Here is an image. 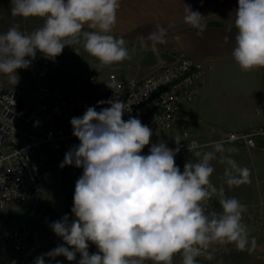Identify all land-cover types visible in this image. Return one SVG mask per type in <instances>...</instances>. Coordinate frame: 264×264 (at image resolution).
<instances>
[{"label":"clouds","instance_id":"obj_1","mask_svg":"<svg viewBox=\"0 0 264 264\" xmlns=\"http://www.w3.org/2000/svg\"><path fill=\"white\" fill-rule=\"evenodd\" d=\"M11 5L14 17L43 19L31 33L22 32L18 24L0 33V75L11 85L18 84L17 70L28 69L37 52L54 62L65 46L82 45L98 61L97 71L131 59L125 39L113 35L121 0H11ZM184 12V22L203 35L205 16L186 4ZM235 12L234 61L244 72L264 69V0H238ZM166 37L167 29L158 25L147 38L140 37V44H164ZM97 103L109 107H88L70 120L79 144L69 148L60 167L83 172L75 183L73 218L65 214L49 225L64 244L36 257L33 264H45V256L76 261L77 253V264H173L177 254L181 264H198V257L214 258L215 246L235 245L240 251L249 247L246 205L225 194L224 184L231 188L251 183V170L227 154L234 149L226 148L223 140L208 145L192 141L187 147L196 159L181 171L175 163L179 138L175 149L154 143L148 154H141L152 129L136 117L125 121L122 117L131 109L120 99ZM213 161L225 165L219 187L210 179ZM213 198L219 201V213L207 211ZM89 242L98 252L89 253Z\"/></svg>","mask_w":264,"mask_h":264},{"label":"built area","instance_id":"obj_2","mask_svg":"<svg viewBox=\"0 0 264 264\" xmlns=\"http://www.w3.org/2000/svg\"><path fill=\"white\" fill-rule=\"evenodd\" d=\"M208 70L202 61L179 54L171 61L159 59L142 76L121 77L111 69L100 81L51 83L34 64L17 85L0 81V213L27 207L17 225L0 232V257L4 249L28 256L42 245L40 234L27 219L36 215L50 162L64 158L71 146L79 144L72 134L71 118L82 116L88 107L100 111L109 105H98V101L116 98L130 106L122 117L125 121L136 117L152 130H169L182 105L195 98L196 85ZM183 138L187 145L192 141L204 145L191 132L184 131ZM257 139L264 140V124L233 129L215 141L253 147ZM187 145L180 150H187Z\"/></svg>","mask_w":264,"mask_h":264},{"label":"crops","instance_id":"obj_3","mask_svg":"<svg viewBox=\"0 0 264 264\" xmlns=\"http://www.w3.org/2000/svg\"><path fill=\"white\" fill-rule=\"evenodd\" d=\"M184 4L205 16L207 29L203 35H197V30L184 22ZM11 6V0H0V33L6 32L14 24H18L22 31L23 24L28 20L12 16ZM237 7L238 0H121L118 23L113 35L125 39L131 59L105 67L106 71L113 69L121 77L142 76L149 73L159 59L171 61L176 55L184 54L202 61L209 70L197 83L195 98L182 105L181 114L172 125L174 122L177 125H187L193 137L204 145L226 136L233 129L250 130L263 125L264 69L244 72L231 55L235 46L234 20ZM158 25L167 29V42L153 44L152 41H147L148 46L142 48L140 37L147 38ZM229 26L231 31L228 30ZM187 144L188 140L182 138L180 149ZM168 146L176 148L177 144ZM225 147L234 149V152L227 154L240 166L251 170V183L229 188L224 184L225 165L213 161L215 171L210 178L213 184L217 187L224 184L225 194L237 191L249 194L251 199L264 197V140L257 139L253 147L236 143H225ZM195 159L188 149L180 150L175 156V163L183 171L184 164ZM41 205L39 199L36 215L28 219L34 222L47 214ZM15 211H19L21 221L26 215L27 207ZM0 214L11 217L9 213ZM47 215L48 218L52 217L51 214ZM45 240L44 238L42 241L49 242ZM10 254H17L19 257L22 255L4 249L0 259L4 257L7 260ZM20 264L25 263L21 260Z\"/></svg>","mask_w":264,"mask_h":264},{"label":"rangeland","instance_id":"obj_4","mask_svg":"<svg viewBox=\"0 0 264 264\" xmlns=\"http://www.w3.org/2000/svg\"><path fill=\"white\" fill-rule=\"evenodd\" d=\"M43 25L42 18L29 17L23 24L22 32L31 33L35 29ZM24 29L27 31H24ZM79 55L70 46H65L61 55L55 58V61L46 59L43 60V54L37 52V58L32 62L28 69H18L17 74L19 77L25 76L30 68L35 64L38 65L41 72L47 77L51 83H72L75 81H86L93 78L96 81L105 79L108 76L106 68L97 71L98 61L90 56L83 49L82 45H74ZM145 75V74H144ZM7 78L0 75V81H6ZM153 135L150 141L153 143H165L168 145H176L175 138H179L182 142V134L184 131L191 132L187 125L174 124L169 130H152ZM149 146H145L141 154H148ZM64 158H54L45 173L44 189L40 193V202H42V209L51 214L52 217L48 218L47 214H43L34 222L32 219H27L34 229L40 234L41 241L45 238V243L36 250L32 251L28 256L9 255V259L5 260L4 257L0 259V264H11L15 260L16 264H20L23 260L25 264H33L36 257L49 252L58 245L64 244L62 238L58 237L49 225L62 218L67 214L70 220L73 218L71 208L73 206V196L75 190V183L82 175L83 169L74 166L60 167ZM227 197H235L240 203L246 205V211L243 213V222L249 229V247L240 251L237 250L235 245L215 246L211 260L204 257H198V264H264V197L257 196L256 199H251V196L246 193H227ZM208 212L216 211L221 212V206L217 198H213L207 207ZM5 213L11 214L8 218L0 214V231H5L20 221L19 211L7 210ZM53 238V240H51ZM55 238V239H54ZM252 238L255 239V247L251 246ZM67 246V245H65ZM89 253L98 252L97 247L89 242ZM80 259L77 253L76 261H68L64 256H57L55 259H50L45 256V264H77ZM181 256L179 254L173 257V264H181ZM145 264H153L152 261L146 260Z\"/></svg>","mask_w":264,"mask_h":264}]
</instances>
